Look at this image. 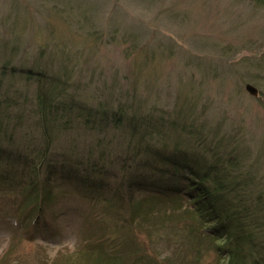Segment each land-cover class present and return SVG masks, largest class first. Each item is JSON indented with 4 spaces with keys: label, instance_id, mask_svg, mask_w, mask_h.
Instances as JSON below:
<instances>
[{
    "label": "rangeland",
    "instance_id": "rangeland-1",
    "mask_svg": "<svg viewBox=\"0 0 264 264\" xmlns=\"http://www.w3.org/2000/svg\"><path fill=\"white\" fill-rule=\"evenodd\" d=\"M29 69L68 82L63 87L92 111L119 92L142 100L149 117L161 118L167 145H181L199 165L235 156L242 168L227 175L245 183L225 195L232 207L251 196L260 218L264 0H0V97L24 102L26 135L14 138L23 152L39 141L32 100L39 84ZM72 126L60 144L75 141L81 155L97 132ZM52 183L38 191L0 185V264H234L201 232L186 199L138 194L133 221L111 189L97 199L78 178ZM256 259L264 264V248Z\"/></svg>",
    "mask_w": 264,
    "mask_h": 264
},
{
    "label": "trees",
    "instance_id": "trees-1",
    "mask_svg": "<svg viewBox=\"0 0 264 264\" xmlns=\"http://www.w3.org/2000/svg\"><path fill=\"white\" fill-rule=\"evenodd\" d=\"M25 75L38 80L39 84L32 93L39 141L27 146L26 152L16 149L14 138L26 135L22 125L27 119L21 112L25 109L24 102L20 104L10 96L0 97V185L14 189L22 183L38 191L45 186L50 189L60 175L69 180L78 178L83 183L81 188L89 189L85 194L102 199L104 191L111 189L119 201L125 199L133 221L132 207L138 194L167 200L186 199L204 225L201 232L212 238L216 250L227 254V262L244 264L243 257L241 259L244 254L250 264H258L256 257L264 247L256 245V238L259 235L264 239V235L257 224H264V203L260 218L252 213L256 212V204L252 203L251 196L244 201L237 199L236 207L229 203L225 193L245 183L237 179V174L232 178L227 175L229 170L242 168L235 156H217L213 163L199 165L196 158L183 152L181 147L176 146L174 151L166 149L164 124L161 118L149 117L152 110H144L142 100L125 101L119 92L120 98L110 104L98 102L97 110L92 111L63 87L68 82L48 76L42 70L29 69ZM109 110L114 111L110 119L106 116ZM91 113L97 116L89 119ZM82 124L88 132H97L98 141L95 145L87 144L85 153L77 155L79 148L75 141L62 146L60 135L65 128ZM68 134H72L71 131ZM27 165L29 174L25 177ZM223 178L229 179L227 183ZM47 193L44 192L48 196Z\"/></svg>",
    "mask_w": 264,
    "mask_h": 264
},
{
    "label": "bare ground",
    "instance_id": "bare-ground-1",
    "mask_svg": "<svg viewBox=\"0 0 264 264\" xmlns=\"http://www.w3.org/2000/svg\"><path fill=\"white\" fill-rule=\"evenodd\" d=\"M247 85H251V84H246L245 85V90L248 92V90L246 89V86ZM252 86V85H251ZM252 87H254V86H252ZM255 88V87H254ZM256 89V88H255ZM249 93V92H248ZM250 94V93H249ZM258 94V92H257V89H256V95ZM250 95H252V94H250ZM256 95H252V96H256ZM112 112H114V111H112V110H109L107 113H106V116H107V118H111V116H112ZM77 113H74V116L76 117L77 115H76ZM97 116V113H91V114H88V117H89V119H94L95 117ZM98 120L99 119H96V122H98ZM96 141H98V138H96L95 139V141H94V143H92L93 145H95L96 144ZM164 145L167 147L166 149L168 150V151H174V150H176L175 149V147L177 146V147H181V145H167V142H165V140H164ZM162 144V143H161ZM103 145L104 146H106V147H109L108 145H106L105 143H103ZM87 147H89V146H87ZM94 147V146H93ZM94 148H97V147H94ZM99 149V148H98ZM97 152H98V150H97ZM215 160V159H214ZM214 162V161H213ZM213 162H210V163H213ZM203 164V163H202ZM222 181L223 182H225V181H228L226 178H223L222 179ZM225 183H227V182H225ZM228 193L227 194H229V193H232V191L231 190H228L227 191ZM243 201H244V199H242ZM248 200V199H247Z\"/></svg>",
    "mask_w": 264,
    "mask_h": 264
},
{
    "label": "water",
    "instance_id": "water-1",
    "mask_svg": "<svg viewBox=\"0 0 264 264\" xmlns=\"http://www.w3.org/2000/svg\"><path fill=\"white\" fill-rule=\"evenodd\" d=\"M246 89L248 90V92L252 95H256V89L254 87H252L251 85H247Z\"/></svg>",
    "mask_w": 264,
    "mask_h": 264
}]
</instances>
